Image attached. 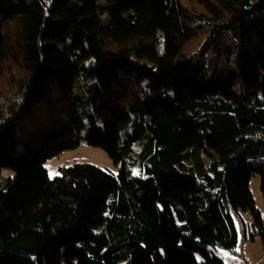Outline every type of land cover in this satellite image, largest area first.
<instances>
[{
    "label": "trees",
    "instance_id": "trees-1",
    "mask_svg": "<svg viewBox=\"0 0 264 264\" xmlns=\"http://www.w3.org/2000/svg\"><path fill=\"white\" fill-rule=\"evenodd\" d=\"M1 169L0 264H250L264 0H0Z\"/></svg>",
    "mask_w": 264,
    "mask_h": 264
},
{
    "label": "rangeland",
    "instance_id": "rangeland-1",
    "mask_svg": "<svg viewBox=\"0 0 264 264\" xmlns=\"http://www.w3.org/2000/svg\"><path fill=\"white\" fill-rule=\"evenodd\" d=\"M75 163H91L113 173H117L120 168L119 165L114 164L103 149L88 145L84 142H80V144L76 147L64 150L59 154L48 158L44 162V166L48 172V176L53 178L60 175V167L71 166ZM136 171L137 168L134 169L135 173H137ZM0 172L2 175L12 174V172L7 169H1ZM259 186V176L255 174L250 179L249 187L256 208L259 210L261 215L264 216V203ZM244 218L249 221V215L247 213H244ZM262 249L263 245L260 238H255L252 242H246L243 251L248 263L264 264V252ZM215 252H217L218 256L223 259V264H245L243 259L229 254L224 249L218 248Z\"/></svg>",
    "mask_w": 264,
    "mask_h": 264
}]
</instances>
